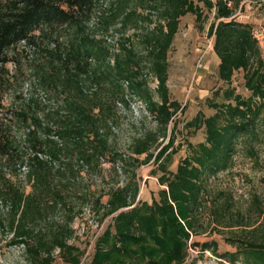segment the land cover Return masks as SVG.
Masks as SVG:
<instances>
[{
    "label": "trees",
    "instance_id": "16d2710c",
    "mask_svg": "<svg viewBox=\"0 0 264 264\" xmlns=\"http://www.w3.org/2000/svg\"><path fill=\"white\" fill-rule=\"evenodd\" d=\"M101 1L0 0V158L13 171L23 168L30 187L26 192L0 170V201L8 206L0 228L10 234L8 244L22 246L28 264H53L55 250L62 264H80L84 250L69 240L74 199L81 198L91 202L100 221L110 216L86 264H196L199 258L188 260L191 248L199 254L212 252L219 264H264V207L257 198L251 212L261 218L259 223L251 221L249 211L234 207L231 194L219 191L223 198L211 199L208 215L216 225L245 228L228 239L234 250L220 252L214 240H192L196 227L205 230L200 220L208 203V178L231 167L239 142L253 154L252 143L264 131L260 38L250 23L229 18L243 0H110L109 13L100 18L106 31L117 22L138 29L141 21L152 22L150 12H156L153 27L136 35L142 36L143 54L126 44L128 38L114 51L87 30ZM198 2L213 10L207 35L218 59V79L226 86L214 92L218 99L209 103L213 114L199 111L187 123L203 127L205 139L187 141L188 154L171 170L177 147L174 127L168 132V126L183 107L170 97L167 53L182 16L204 18ZM138 5L150 12L141 13ZM19 46L20 52L40 53L31 74L40 87H52L56 97L62 96L54 111L39 115L32 99L19 106L4 102L12 75L7 66L20 68ZM237 70L243 71L250 93L246 97L231 86ZM148 75L156 80L153 89ZM92 84L94 90L89 89ZM127 95L143 103L153 126L144 128L122 153L112 146L108 130L117 102L128 105ZM12 126L22 130V146L12 136ZM103 161L114 172L117 163L123 171L131 167L130 176L96 196L77 194L70 182L80 168L101 171ZM150 161L155 164L151 175L162 187L148 202L137 199L136 168ZM58 210L64 211L63 223L53 220ZM40 222L44 228L37 227Z\"/></svg>",
    "mask_w": 264,
    "mask_h": 264
},
{
    "label": "rangeland",
    "instance_id": "374dc122",
    "mask_svg": "<svg viewBox=\"0 0 264 264\" xmlns=\"http://www.w3.org/2000/svg\"><path fill=\"white\" fill-rule=\"evenodd\" d=\"M99 8L87 22V30L96 38L103 39L105 44L112 50L117 51L121 41L128 38L127 45H134L138 53H144V46L141 41L142 36H136L145 29L153 27L158 20L156 12H150L147 8L138 5V10L145 13H153L151 21L140 22V28L136 29L132 26L123 28L120 22L111 25L108 30L104 29L101 23V13L108 14L107 10L110 0H102ZM198 5L202 8L204 18L201 21L195 20V15L187 13L179 20L177 32L174 35L173 42L167 53L168 62V80L170 97L177 100L183 109L178 111L173 122L168 126V132L173 128L174 144L177 151L172 155V162L169 166L171 170H175L177 163L181 158L188 154L187 141L192 144L204 141V128L198 129L193 126H187L196 114L201 111L208 116L214 113V109L209 105L211 99H218L214 95L216 89L226 86L217 76L218 59L212 51V37L207 35L208 27L213 21V10L206 9L201 2ZM155 13V14H154ZM235 19L242 22L250 23L254 30L258 32L260 38L261 56L264 60V0H243L234 12ZM22 46H19V63L20 68L15 71L13 63L8 64L7 69L10 73V83L5 86L3 98L4 102L11 106L26 104L29 99L32 108H35L39 115L54 111L63 101L62 96L56 97V93L51 87L43 88L37 84V78L32 75L36 62H39L40 53L31 50L20 52ZM148 85L153 89L156 80L153 75H148ZM231 86L237 93L248 96L250 93L244 87L243 71L237 70L232 76ZM95 84L89 88L94 90ZM127 104L117 102V108L111 114L109 119V139L112 146L119 152L126 153L128 145L132 139L137 137L144 128L153 126L152 121L147 116L145 106L136 97L130 98L125 96ZM61 113H64L62 110ZM6 121V120H4ZM7 123V122H6ZM22 130L19 127L12 126L11 134L22 146ZM167 138L162 140L164 144ZM253 154L249 153L243 143H238L233 154L231 167L227 170L219 172L217 175L208 178V195L205 208V214L202 216L200 223L205 230L196 227L197 234H193L192 240L209 241L214 240L218 244L220 252L234 250L228 239L234 237L237 233L244 230L243 227H222L218 226L211 220L208 215L209 205L214 196H218L219 191L231 194L234 207L242 212L251 213V221L259 223L261 218L251 212L256 206L254 201L257 198L264 207V131L258 133V137L253 141ZM171 149V148H170ZM169 149V150H170ZM40 156L45 157L43 154ZM140 156V158H142ZM57 163L55 162V165ZM120 166V163H117ZM119 166L116 167L117 172L110 168V163L103 161L102 170H91L88 167L80 168L76 178L70 183L77 194L84 192L96 196L104 192L108 187L113 185H122L130 176L131 167L123 171ZM119 167V168H118ZM155 167L154 162L150 161L141 164L136 168V180L138 182L137 199L150 202L157 196V191L162 186L158 184L157 177L151 175V170ZM0 170L5 177L12 182L21 183L25 191L29 190V185L24 180V169L13 171L10 164L4 163L0 158ZM68 176V175H67ZM103 201L106 197L102 198ZM90 201H83L81 198L74 199L75 214L70 226L73 229L70 242L79 249L84 250L80 264H86L90 260L93 244L96 237L104 230L110 222V216L103 221L99 220V216L92 209ZM8 206L0 201V216L6 213ZM53 220L58 223L64 221V211L58 210L53 215ZM256 223V224H257ZM44 224L40 222L37 227L44 228ZM10 234L5 233L0 228V264H28L23 258L22 246L9 245L8 239ZM188 260L199 258L196 264H219V259L212 252L204 251L203 254L191 248ZM55 259L53 264H62V260L57 255V250L53 252ZM198 256V257H197ZM243 264V263H236Z\"/></svg>",
    "mask_w": 264,
    "mask_h": 264
},
{
    "label": "built area",
    "instance_id": "2783aa9c",
    "mask_svg": "<svg viewBox=\"0 0 264 264\" xmlns=\"http://www.w3.org/2000/svg\"><path fill=\"white\" fill-rule=\"evenodd\" d=\"M229 18H235V15H231Z\"/></svg>",
    "mask_w": 264,
    "mask_h": 264
}]
</instances>
